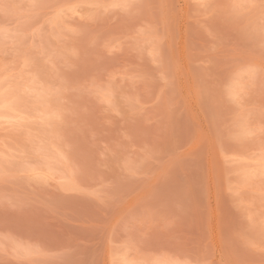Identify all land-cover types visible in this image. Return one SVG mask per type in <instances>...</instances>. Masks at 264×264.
Returning <instances> with one entry per match:
<instances>
[{
    "label": "rangeland",
    "instance_id": "obj_1",
    "mask_svg": "<svg viewBox=\"0 0 264 264\" xmlns=\"http://www.w3.org/2000/svg\"><path fill=\"white\" fill-rule=\"evenodd\" d=\"M0 97V264H264V0H0Z\"/></svg>",
    "mask_w": 264,
    "mask_h": 264
},
{
    "label": "bare ground",
    "instance_id": "obj_2",
    "mask_svg": "<svg viewBox=\"0 0 264 264\" xmlns=\"http://www.w3.org/2000/svg\"><path fill=\"white\" fill-rule=\"evenodd\" d=\"M2 99H3V98L0 97V100H2ZM5 100H6V99H5ZM5 100H4V102H7V101H5ZM1 102H3V101H0V103H1ZM263 169H264V168H263ZM262 172H263V171H262Z\"/></svg>",
    "mask_w": 264,
    "mask_h": 264
}]
</instances>
